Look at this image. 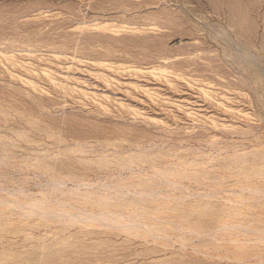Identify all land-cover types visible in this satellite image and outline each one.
I'll return each instance as SVG.
<instances>
[{
  "label": "rangeland",
  "instance_id": "obj_1",
  "mask_svg": "<svg viewBox=\"0 0 264 264\" xmlns=\"http://www.w3.org/2000/svg\"><path fill=\"white\" fill-rule=\"evenodd\" d=\"M241 3L0 0V264H264Z\"/></svg>",
  "mask_w": 264,
  "mask_h": 264
},
{
  "label": "bare ground",
  "instance_id": "obj_2",
  "mask_svg": "<svg viewBox=\"0 0 264 264\" xmlns=\"http://www.w3.org/2000/svg\"><path fill=\"white\" fill-rule=\"evenodd\" d=\"M229 1H231V5H232V7L234 8H236V7H238V9L243 5V3H241L243 0H229ZM251 1V0H250ZM253 1V0H252ZM245 2V1H244ZM255 2V1H254ZM251 3H253V2H251ZM242 4V5H241ZM247 4V3H246ZM230 5V4H229ZM230 5V6H231ZM241 5V6H240ZM248 5H252V4H248ZM245 6V5H244ZM244 6L242 7V8H240L239 9V11L238 10H236V11H238L237 13H235L237 16L238 15H240V16H244L245 14H246V8L244 9ZM253 6V5H252ZM256 6V5H255ZM232 8V9H233ZM242 9H244V11L242 10ZM251 9V8H250ZM255 10V9H254ZM236 11H234V12H236ZM249 12V11H248ZM252 12H253V10H252ZM245 13V14H244ZM233 15V14H232ZM239 16V17H240ZM246 16V15H245ZM231 17V16H230ZM249 17V16H248ZM232 18V17H231Z\"/></svg>",
  "mask_w": 264,
  "mask_h": 264
}]
</instances>
